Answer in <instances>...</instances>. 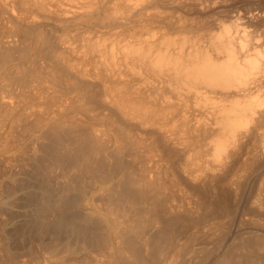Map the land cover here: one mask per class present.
Segmentation results:
<instances>
[{
  "label": "rangeland",
  "instance_id": "1",
  "mask_svg": "<svg viewBox=\"0 0 264 264\" xmlns=\"http://www.w3.org/2000/svg\"><path fill=\"white\" fill-rule=\"evenodd\" d=\"M110 1L107 0L108 3H106L105 5L111 4L110 6H108L109 7L108 13L111 12L110 14H112V11H114L112 14L114 16L113 17V23L114 24H112V25H109L112 23V21H111L112 19L109 17V15L106 16L108 13L103 12L102 9H96L95 8L96 6L95 7L89 6L90 0H0V180H1L0 181V183H1L0 184V186H1L0 190L2 189L0 192H2L3 194L6 193L5 195H9V194L12 195L8 199L6 205H0V216L2 215L0 217V234H1L0 235L1 236L0 237V264H10V263L11 264H28V263L29 264H48L40 256H38V254H36V252L33 251V253L32 252L30 253L29 246L32 243V239H34V237H36L35 235H38L37 230L41 231L40 233H44L48 226H53L54 224L55 225L57 224V227L55 226V228L60 227V230L57 232H60V235L62 236L64 234L65 227L68 226L67 220H70V218H71V215H69V214H68L69 218L63 217V219H62L60 217L59 218L57 217L58 212H56V213L55 212L49 213L48 211L47 212L44 211L45 213L43 211L39 212V208H40L39 201H41V199H39V198L41 196L44 198L45 195L40 194L41 191L38 194V190H41L43 185L40 186L41 184L38 182L37 179H39V177L40 178H43V177H41V175L32 176L34 173H33V170H32V172H30V169H31V167H35V165H37V163L39 164V162H41L42 164L48 163V162H45L46 160H44L42 158L43 155H47L46 157H48L49 160L51 161L50 163L51 164L53 163V164L51 165L52 168L47 170L46 172H42V170H39V172L41 171L42 174L46 173V175H45L46 176L45 177L46 178V184L47 185L49 184V186L51 188L54 186L52 188V190L55 188L58 189L59 191H62L63 188L65 190H67L68 194L63 193V197H65L64 199L67 202L69 200H72V199L76 200L77 198H79L77 195L79 193V189H78L79 186H77L78 181H80L81 183L85 182V186L92 188L94 190L93 191L94 194L92 193V199L94 201H99L100 199H102L101 194H103V193H105V197H103V198H106L107 195L110 194L111 189L112 190L114 189L113 191L115 193H117V194H115L113 191L111 192L113 194L112 198L114 197V199L117 198L120 191L126 192L127 193L126 196L128 194H131V197L134 196L133 197L134 199H132V202L128 203L129 207L127 206L125 196L122 199L123 202L120 198V201H118V203L115 202V206L112 205L113 204L112 202L107 203V204H108V208L111 206L112 209L113 208L115 209V212L113 209V212H114L113 218L115 216L117 218H119L121 216L119 218L120 220L116 219V217H115V219L118 220L119 222H121L123 220L121 223H123V224L125 223L127 225H128L127 222H129V225H128V226H130L129 229L131 230V227H132V229L134 230V232L132 230L128 235H130L132 233L130 235L131 237H129V238L131 239V241L133 240L136 242L132 241L131 244H133V243H134L133 245L136 244L135 248L140 247V249H139L140 255H138L139 258L137 256H131V254L128 255V253H127L126 256H124V255L122 256V259H121L122 263H120L118 261H116V262L114 261L111 264H134L135 262H137L135 264H142V263L143 264H155L156 262H158V264H162L164 259H169L170 260L169 262H171L173 260L172 264L173 263L174 264H214L216 261L220 260L219 257H220V255L223 254L224 250L225 251L229 250V251L224 252V254L227 253V255H230L228 257L230 259L232 258L231 259L232 264H234V263L235 264H244V263L245 264H264V262H263L264 261V245H263L264 244V133H263L264 129L259 131L258 136L260 138L257 136V138L259 140L256 137H253L254 139L249 138L248 140H246L247 143H244L242 145L241 149H238V146H236V147L232 146L233 144L231 145V143L229 144V142L227 143L226 137H224V138L221 137L222 134L220 132L219 133L215 132L217 134V136H219L218 137L219 139H217V136L215 134L211 136V134L214 133L213 127H215L216 124H214L215 121L213 120V118L211 116L209 117V115H210L209 112L205 111L207 113V115L209 114L207 116V118H206V115H204L206 113L204 112L203 109H201L202 107L204 108V105H203L204 103L203 102H202L203 104L200 103L201 105H203L200 107L201 112L199 111L200 110L199 107H198V110L197 109L195 110V108H197L196 104H198V102L196 104L194 103L197 101V100L194 101V99H195V98H193L194 96L191 95L190 92L188 94L185 92H182L184 88H182V89L180 88V85L178 84L177 80L175 82L174 81L175 79L170 76L171 74L169 72H167V73H169V75L167 73L163 72V68L161 70V73H159L161 75V77H160V75L157 73L158 71L154 70V68L152 67V64L150 65L152 68L147 67L148 66L147 62H149L150 60L146 61L147 57H151V55L149 56V53H148V55H146L147 54L146 51L149 50L148 47L149 46H150V48L154 47V46L153 47L151 46V45H153L151 43L154 41L156 43V46H155L156 48L158 47L157 45H160V43H161L162 46L160 45L158 48L161 49V52H162V50L164 51V48H163V47H165L164 44H166V43H164L165 39L166 40L170 39L167 41L171 42V40H172V42L174 41L175 44H177V45L179 44V42H181V43L185 42L184 44L180 43L183 46L181 48H183V49L186 48V51L188 50L189 53L193 50H194L193 52H195V50L197 51V48L202 47L200 49V51L201 50L203 51V49L205 50V48H206L207 52H209V50H210V52H212V54H210V52L208 53L212 56L214 51H212V49L210 48L211 41L216 36H218L219 34H221V35L225 34L224 30L227 31V26H228V29L229 28L232 29V32L235 34V36H234L235 39L238 37L239 41L243 40L242 39L243 34H241V33H244L243 32L244 29H245V32L247 30L246 35L247 36L249 35V36H248V38H245L246 35H243V38L247 39V41H249V42H247V41L245 42L244 40L242 41V42L248 43V44H246V47H247L246 49L247 50L250 49L251 51H253V48H254V50L257 49L258 52H260V51L264 52V50H263V48H264V44H263L264 43V0H218V1L217 0H204V1L203 0H171L174 3L169 1V2L164 3L163 6H161V5L158 6L159 11L157 9V12L154 11L153 9L152 10L154 12L152 10H150L151 5H150V3H148L149 2L148 0H147L148 1L147 5H146V2H144V4H143V2H142L143 0L138 1L141 4V6L143 5L142 7L146 6L145 8H147V10L145 8L142 9V7L139 6L140 9H142V11L144 13L146 12L145 14L144 13L141 14V10L138 9L139 8L138 5H140V4H138L137 1L134 2L135 0H132L131 3H129L127 0H119L120 2L116 1V0H110ZM115 1H116V3H115ZM125 1L127 2V4L129 3L128 5L131 4L132 7H134L133 5L137 3L136 4L137 8L135 9V7H134V9L139 10V11L136 12L133 9V11H134L133 12L132 9L129 10L128 9L129 6H127L126 3H123ZM83 2H85V4ZM117 2H119V3H117ZM82 3H83V5H82ZM167 3L169 4V6ZM117 4H119V6L121 5L122 8H126V9H124L125 12L122 11L123 12L122 13L120 11L121 12L120 13L118 10V13H117V11L114 10L115 7H112V6H118ZM166 4H167V6H166ZM58 7H59V9H58ZM89 7H91L92 12H94V13L90 12L91 10H88ZM172 7H173V9H172ZM148 8H150V9H148ZM164 9H166V11ZM126 10L129 13H130V11H132V14H129ZM148 10H149V12L150 11L151 12L149 13ZM84 11H87L90 16L87 13L85 14ZM115 11H116V15H115ZM162 11H163V13H162ZM136 13H137V15H134ZM147 13H149L150 15ZM153 13H155V14H153ZM160 13H162V16ZM126 14H128V16ZM119 15H120V18L124 22L119 18ZM132 15L134 17L139 16L140 21H139L138 17H135V18H137V21H135L134 20L135 18ZM77 16H78V18H77ZM95 16H97V17H95ZM167 16L171 20V25H169L170 28L168 26V23H170V20L168 18H166ZM117 17L120 20L117 19L118 21L117 20L115 21V19ZM158 17H159V19H158ZM253 17L255 20L253 19ZM160 18H161V20H160ZM152 19H153V21H152ZM144 20L146 22H144ZM167 20H168V22H167ZM110 21H111V23H110ZM147 21H148V24H147ZM234 21H236V22H234ZM237 21H238V23H237ZM120 22L122 24L124 23V25L125 24H127V25L123 26ZM164 22L167 24H165ZM177 22H179V23H177ZM222 24L224 25V27L222 26ZM118 25H120V26L118 27ZM157 25H159V26H157ZM156 27H158V28H156ZM145 28H147V29H145ZM241 28H244V29H241ZM252 29H254V30H252ZM129 30H131V31H129ZM143 30H144V32H143ZM240 30L241 31L243 30V31L241 32ZM228 31H227V33H228ZM230 32H229V35H230ZM238 33H240L241 36ZM170 34H172V35H170ZM236 34H238L241 38L239 39V36L236 37ZM183 35L185 37H181ZM250 35H253V36L250 37ZM249 37L253 41L255 38L258 39L259 41H257L255 39L256 42H253ZM117 38H118V40H117ZM189 38L193 39L192 40L193 43L191 42V39L189 40ZM148 39L152 40V42L150 43V41ZM184 39H186V40H184ZM232 39H234V38H232ZM179 40H182V41H179ZM132 41L134 43H132ZM135 41H136V43H135ZM167 41H165V42H167ZM237 41H234L233 44L236 47L233 46V48H236L238 50L240 44H238L239 41L238 42ZM242 42H239V43H242ZM146 43H148V44H146ZM155 43H154V45H155ZM173 43H171V44L174 46ZM245 43H243V44H245ZM249 43H250V45H249ZM141 44H142V46L139 50L142 52V54H143V55L141 54L142 56L138 55V53L140 51L137 50L138 51L137 54H135L137 52L136 50H135V53L133 51L134 48L135 49L139 48ZM192 44H193V46H192ZM136 45H138V46H136ZM144 45H146V46H144ZM167 45H168V42H167ZM167 45H166V47H167ZM172 45L168 48V52H169V50L170 51L173 50L172 53L174 54L175 50H179V51H175V52L179 53L181 50V48H180L181 45L180 46L175 45L177 48L179 47L180 49H176V48L174 49ZM184 45L186 47H184ZM247 45H249V47ZM251 45H253V46L251 47ZM143 46L146 47L145 49H147V50H145ZM171 47L173 48L172 50L170 49ZM195 47H197V48L195 49ZM131 48H133V50H130V51H132L133 53L127 52V49L129 50ZM111 49H112V51H111ZM122 49H125V50H122ZM243 49H245V47ZM246 49L244 52H246ZM144 50L146 53L145 56H147L146 58L144 56ZM151 50L153 51V49H151ZM237 50H235V51L237 52ZM121 51L123 52V54ZM186 51L183 50V52H185L184 54H187ZM202 51L199 52V49H198L197 52L202 53ZM238 51H240V48ZM251 51L248 50V55L251 54V53L249 54V52H251ZM157 52L158 51H156L155 54ZM164 52H163V54H164ZM244 52L242 50V53H244ZM261 52H260V58L258 60L256 59V56H258L259 54L255 56V53H257V52H253L251 55L254 54L253 56L255 57V59L258 62L259 61L261 62L262 61V60H260L261 55L263 56V53H261ZM61 53H62V55H61ZM115 53H117V54H115ZM126 53H128V55ZM129 53L131 54V56L129 55ZM158 53H160V52H158ZM237 53H235V54H237ZM132 54H135L137 58L134 55L132 56ZM215 54H216V52H215ZM117 55H119V56H117ZM126 55H127V57H125ZM143 56H144V58H143ZM131 57H132V59L134 58V60H132V59L130 60ZM139 57L140 58L142 57L145 60L140 61ZM155 57H158V54ZM127 58H129L128 61H127ZM135 58L138 60H136ZM153 58H154V56L152 55V59ZM263 58L264 57H262V59ZM148 59L149 58H147V60ZM113 61H115V63ZM125 61H127L128 64ZM139 61L142 64H140ZM103 62H105L106 64ZM262 63H263V61H262ZM108 64L110 66H111V64H113L114 66L118 67L119 69L116 67H114V69H113V67H109ZM148 64H150V63H148ZM133 65H134L135 69L133 68ZM130 66H132L131 70H130ZM116 69H118V70H116ZM128 70H129V72H128ZM137 70H139V71H137ZM157 70H158V67H157ZM120 71H121V73H120ZM164 71H168L167 68ZM110 72H112V73H110ZM132 72L134 74H132ZM159 72H160V67H159ZM116 73L118 74V76L116 75ZM154 73L157 75H155ZM162 74H164V75L166 74L165 77ZM119 75L120 76L122 75L121 77L123 79L120 78ZM167 75H168V77H167ZM169 76H170V79H169ZM80 77H82V78H80ZM154 77L157 79H155ZM172 78L174 80H172ZM114 79H117L118 81H116ZM145 80H146V82H145ZM151 80H152V82H151ZM165 80H167L168 82L170 80L171 84H170V82L168 83ZM173 81L175 83H177L179 86L176 87V84H174ZM116 82H122V85L119 86L120 84H118ZM124 82H126V84ZM172 82H173V85H172ZM114 83H116V84H114ZM127 84L129 85V87ZM131 84L132 85L134 84V86H132ZM171 85H172V87H171ZM122 87H124V89L126 88V90L128 89V92L126 90L122 89ZM179 88L181 91L179 90ZM131 89H133V91ZM134 89H135V91H134ZM136 89H138V90H136ZM161 89H162V91H161ZM121 90L126 91V93H128V95H131V97H133L135 94L138 93V92L135 93L136 91H140V94H141V90H142L143 97L141 96V99L143 98V100H142V101H144L143 104L146 103L145 105L148 104L147 106H149V105H153V103L155 102L154 104H156V106L155 105L154 106L157 109L159 108L161 111L164 109L162 111V114L167 113L165 115L168 116V120L169 119L173 120L174 123H173V121H167V122L169 124L173 123L172 124L173 126L171 124L168 125V123L166 121L164 122V120L163 121L160 120L158 122H155L154 124L155 125L157 124L156 127H159V124L162 127H164V126L168 127V128H166L168 130L167 135L170 134L168 136L170 138L163 135L161 132H160L161 133L160 134L158 130L154 129L155 125L152 122L143 123V120L141 119V117H138L137 114L134 115L133 111H130V110L127 111L126 107L124 108V106H122V105L120 107V104L118 105L116 103L115 96H117V94H120L118 92H120ZM106 91H108V92H106ZM184 91H186V90H184ZM263 91L264 90H262V92ZM132 92H133V94H132ZM146 93H147V95H146ZM156 94H157V96H156ZM263 94H261V95L258 94L259 95L258 97L259 98H260V96L262 97ZM176 95L177 96L179 95V96L177 97ZM187 95L190 96V98H188L189 96L187 97L188 99H190V101L187 98H185ZM113 96H114V99H113ZM144 97L146 99V102H145ZM165 97H167V98H165ZM183 97L185 98V100ZM178 98L179 99L182 98L181 100L185 101V103L183 101L182 106H180L181 100H178ZM186 99L190 103L189 102L187 103ZM192 99L194 102L192 101ZM114 100H115V102H114ZM120 100L121 99H119V100L117 99L118 102ZM123 100L128 101V98L122 99V101ZM147 100H149L148 101L149 103L147 102ZM137 101L139 102L141 100L136 99V102ZM174 101H179V106L177 105L178 103L174 104L175 103ZM168 102H170V103H168ZM172 102H173V106L175 105V110H177V114L179 113V115L181 114V116L187 117L189 122H187L188 126L186 125V127H188L190 130L188 128L186 130V127H184V126H183L184 128L182 127V122H181L182 117L181 116H179L180 118L178 116H176L177 119L175 118V120L172 119L173 118L172 115L173 114L176 115L175 114L176 112L173 109H171V108L166 109L163 107L164 103L166 106H168L167 104L172 105ZM191 102H193L194 108H192L193 106L189 107V105L192 104ZM209 103H210V101H209ZM126 104L130 105L131 103L130 102L125 103V106H126ZM185 104H187L186 107H185ZM66 105H67V107H66ZM176 105L178 107H180L181 110L179 108H177ZM198 106H199V104H198ZM122 107L124 109H122ZM207 107H205V108H207ZM117 108H119V109H117ZM185 108L188 109V112ZM159 109H158V111H160ZM125 110H126V113H124ZM166 110H169L168 111L169 113ZM171 110H173V111L171 112ZM178 110L181 112H179ZM190 111H192V112H190ZM170 112L172 113V115ZM173 112H175V113H173ZM131 113H132V115H134L133 117L131 116ZM201 113H204V114L201 115ZM162 114H161V116H162ZM182 114H184V115H182ZM50 115H51V117H50ZM125 116H127V117H125ZM195 117H196V119H195ZM201 117H202V119H201ZM208 117H209V119H208ZM137 118H140V119H137ZM178 118H179V121H178ZM131 119H132V121H131ZM207 119L209 121H207ZM139 120L140 121L142 120L141 121L142 124H140ZM166 120H167V117H166ZM199 121H201V123L204 126V127L200 126L201 129H200V127L198 128L199 124L198 125L195 124V122L199 123ZM161 122H162V124H161ZM163 122H164V124H163ZM208 122H209V125H207ZM51 123H53V124L55 123L54 126L52 124V127H51ZM150 124H152V126ZM165 124L168 126H166ZM194 124L196 125V128L194 127ZM213 124H214V126H213ZM139 125H141V126H139ZM206 125H207V127H206ZM134 126H136V127H134ZM147 126H148V128L149 127L150 128L149 129L145 128ZM169 126H171L172 128L174 127L173 129H176L174 131V132H176V134L173 133V131L171 130V128ZM210 126H212V127L210 128ZM192 127H194L195 132L193 131ZM202 127L206 128V129L208 128L207 129L208 132L206 131V129H203ZM59 129H61V130H59ZM177 129H178V132L181 130L180 133L177 132ZM95 130H98V131H95ZM183 130H185V131H183ZM191 130H192V132H191ZM200 130L203 132H201ZM48 131H50V132H48ZM199 131L201 133H199ZM214 131H219L218 125H216V128H214ZM261 131L263 133L262 138H261ZM94 132H95V134H94ZM98 132H100V133H98ZM186 132H187V134H186ZM101 133H102V135H101ZM172 133L175 135V137ZM205 133H206V136L209 133H211L210 134L211 137L210 136L209 137L207 136L208 138L204 137L203 135H205ZM171 134H172L173 138L171 137ZM183 134L185 137L183 136ZM162 135L164 136L165 139H168L167 140L168 143H166V140L162 138L163 137ZM177 135H178V137L181 136V138L179 137L180 138L179 139L177 137ZM136 136L138 138L139 137L140 138L138 139ZM194 136L196 138H194ZM101 137H103V138L101 139ZM135 137L137 140H135ZM203 137H204V139H203ZM214 137L217 140L214 139ZM220 137L223 140L225 139L224 141L222 140V143L224 142L223 146L228 147L230 145L232 147L231 148L229 146V149L227 147H224L226 152L221 151V149H220L221 153L225 152L224 157L227 156L226 153L229 152L228 150H230V149H233L232 152L235 153V154L231 153V155L227 156L226 158L222 157V160L218 159L217 155L219 154L220 151L217 152L218 151L217 149H219V148L216 149V147H218L219 145L216 146V144H215V143H217L216 141H218V140L220 141ZM229 137L227 136V138H229ZM95 138H97V139H95ZM171 138H172V140L176 138L175 139L176 142L174 140H173L174 142L173 141L171 142ZM185 138H186V140H185ZM105 139H106V141H105ZM229 139L232 140L231 138H229ZM51 140H53V141H51ZM98 140H100V142ZM113 140H115V141L113 142ZM177 140H179V141H177ZM180 140H182L183 142ZM209 140H212V141H209ZM110 141H112V142H110ZM208 141H209L210 145H209ZM214 141H215V143H213ZM199 142H200V144H198ZM117 143H118V145H117ZM183 143H186V144L184 145ZM220 143H221V141H220ZM171 144H172V146H171ZM262 144H263V146H262ZM146 145H147L148 149H147ZM169 145H170V147H169ZM90 146H91V148H93V147L94 148L90 150V148H88ZM214 146H216V147H214ZM145 147H146V149H145ZM165 147H166V149H165ZM235 148H236V150H234ZM53 149H54V151H53ZM133 149H134V151H133ZM237 149L240 151H238ZM7 150L10 152H14V153H9ZM11 150H13V151H11ZM44 150H45V152H44ZM94 150L95 151L97 150V151L95 152ZM100 150H102L101 151L102 154L99 153ZM105 150H106V152H105ZM194 150H195V152H194ZM107 151L109 154L111 152L110 155L113 157L112 160H111V158H108L106 155H104L105 157L102 156L103 153L106 154ZM235 151L236 152L238 151V153H236ZM87 152H88V154H87ZM94 152L96 155L93 154ZM215 152L218 154L216 155ZM18 153H20V154H18ZM144 153L149 154L150 156L152 155L154 160L156 159V161H154L155 165L157 162L159 163V165L157 163V165H156L157 167H155L153 169V170L156 169L155 171L158 170L160 175H158V174L157 175L159 176V178H158V176L157 177L152 176L153 173L148 174V176H150V177L152 176V178L155 177V179L156 178L160 179V181L158 180L159 181L158 183H160L159 186H157L158 183L152 184V182H149L150 180H148L149 178L146 175L147 173H145L146 169L144 170V168H146L145 166L147 165V164L145 165V162H144L145 159H143L144 155H145ZM161 154H162V156H161ZM223 154H219V155L223 156ZM183 155H184V157H183ZM213 155L217 157V160L216 159L214 160ZM39 156H41L42 159ZM60 156L61 157L63 156L62 159ZM93 156H94V158H93ZM115 156H116V158H115ZM156 157H158V158H156ZM185 157H186V159H185L186 161L184 160ZM197 157L199 158V160ZM28 158H29V160H28ZM102 158H104V159H102ZM195 158L198 161H196ZM200 158H201V160H200ZM86 159H88L89 162ZM108 159H109V161H108ZM157 159H160V160L158 161ZM163 159L166 162H164ZM35 160H37V161H35ZM91 160H93V161L95 160V161L92 162ZM99 160H101V161H99ZM187 160H189V161L187 162ZM30 161L32 162V164ZM160 161H161V163L163 162V164H161ZM203 161H204V163H202ZM76 162H78V165L76 164ZM217 162L220 164H218ZM57 163H61L62 165L58 164V166H57ZM188 163L191 166L188 165ZM224 163H225V165H224ZM63 164L64 165L66 164L67 167H64ZM164 164L166 166H164ZM30 165H31V167H30ZM59 165H60V167H59ZM108 165L110 166V168L108 167ZM23 166H26L27 168L24 169ZM100 166L103 168H101ZM105 166L108 169L104 168ZM158 166H159L160 170H159ZM56 167H57V169H56ZM76 167L80 168L79 171H78V168H76ZM113 167H114L115 171L112 170ZM61 168H62V170H61ZM88 168H90L89 171H88ZM92 168H94V169H92ZM10 169H12V170H10ZM28 169H29V171H28ZM106 169L108 171L109 170L110 171L108 172ZM162 169H164V170H162ZM166 169H168V170H166ZM183 169L186 172L183 171ZM67 170H69V171H67ZM86 170H87V172H86ZM99 170H101V171L99 172ZM81 171L82 172L85 171L86 174L84 172H83L84 173L83 174ZM90 171H94L95 174L93 172H91L93 174L89 173ZM169 171H171V172H169ZM69 172H70V174H67ZM74 172H76V173H74ZM102 172H103V174H102ZM106 172H108V174ZM123 172H124V174H123ZM161 172H163V173H161ZM165 172H167L166 175H165ZM189 172L191 175L189 174ZM201 172H203L204 174ZM62 174H64V176ZM88 174H89V176H88ZM90 174L93 177L90 176ZM116 174H117V176H116ZM13 175L18 176V179L15 182L12 181ZM67 175H68V177H67ZM79 175H82V177H80ZM106 175H108V176H106ZM49 176H50V178H49ZM65 176H66V178H65ZM77 176H79V177L77 178ZM94 176H95V178H94ZM109 176H112L113 178L112 177L110 178ZM176 176H177V178H176ZM73 177L74 178L76 177V178L74 179ZM166 177H168V178L166 179ZM8 178L11 182L8 180ZM67 178H68V180H67ZM83 178L88 183L85 180L83 181ZM118 179L119 180L122 179L121 182L123 183V185L121 183V187L119 185L120 182L117 183ZM139 179H140V181H139ZM59 180H61V181L59 182ZM133 180H134V182H133ZM7 181H9L10 183ZM114 181L117 184L114 183ZM36 182H37V184H36ZM101 182L105 183L107 185L109 183L110 185L107 189L104 188V190H102L98 194V190L96 189V186H97L96 184H100ZM143 182H144V184H143ZM178 182H180L181 184L179 185ZM70 183L75 184V185H71ZM164 183L166 184V186ZM15 184H16V187L18 186L17 187L18 189L15 188V186H14ZM55 184H57V185H55ZM60 184H62V185H60ZM141 184H143L144 188L142 187ZM149 184L150 185L152 184V185L149 186ZM66 185L67 186L69 185L70 188H68ZM153 185H155L156 187ZM66 187H67V189H66ZM126 187H128V188H126ZM32 188H33V190H32ZM120 188H121V190H120ZM123 188H124V190H123ZM129 188H131L130 190H132V193H131V191L128 190ZM162 189H164V190H162ZM146 193H148L147 196H146ZM149 193H151V194H149ZM137 194H138V197H137ZM143 195H145L144 196L145 200L147 198L146 201L143 199ZM141 197H142V199H141ZM67 198H68V200H67ZM38 199H39V201H38ZM153 199H154V201H153ZM166 199H168V200L166 201ZM155 200H157V202ZM178 201H180L179 205L177 204ZM102 202H104V201H102ZM124 203H125V205H124ZM162 203H163V205H162ZM21 204H22V206H21ZM185 204H187L188 207ZM8 205H11V206L6 207ZM180 205L182 206V208ZM133 206H135V207H133ZM10 207H11V209H10ZM125 207H127V208L125 209ZM14 208L16 210H14ZM143 208H144V210H143ZM4 209H5V211H4ZM122 209H123V211H122ZM153 210H156V211H153ZM23 211H24V213H23ZM54 214H55V216H54ZM36 215H38V216H36ZM39 216H41V217H39ZM21 217H22V221H20ZM44 217H46V218H44ZM143 218H144V220H143ZM148 218L151 220H149ZM153 219H155V220H153ZM41 220H44V221H41ZM147 220H148V223L144 222ZM25 221H27V222H25ZM125 221H127V222H125ZM15 222H17V223H15ZM26 224H27V226H26ZM29 226L32 228L30 229ZM63 226H65V227H63ZM44 229H45V231H44ZM1 231H3V232H1ZM138 231H139V233H138ZM21 232H23V233H21ZM35 232H37V233H35ZM135 232L138 233V235L140 237ZM136 235H137V238H136ZM141 235H143V236H141ZM246 237H248V238H246ZM4 238H6V239H4ZM135 238H136V240H135ZM170 238H172V241L168 242L167 240L168 239L171 240ZM19 241H21V242H19ZM150 241H151V244L154 246V248H152L153 246L150 245ZM137 242H138V244H137ZM242 243H244V244H242ZM9 244H10V246H9ZM242 245H244V247ZM161 246L163 247V250H162ZM183 246L187 247V248L184 249V248H182ZM239 246H241V247H239ZM20 247H21V249H20ZM157 247H159L160 249ZM178 247L180 250L178 249ZM164 248L167 250H165ZM238 248H239V250H238ZM156 249H159V250H157L159 252H156L155 251ZM232 249L234 250V252ZM246 249H248L249 251ZM25 250H26V252H25ZM141 250H142V252H141ZM242 250H246V251L243 252V254H242ZM151 251H152V253H151ZM161 251L167 252L166 253L167 255L165 254V252L162 253ZM160 252L162 254H160ZM154 253H155V255H154ZM228 253H230V254H228ZM247 253H248V255H247ZM163 254H165L164 258L162 257ZM224 254L222 256H224ZM242 255L244 257H242ZM245 255H247V256L245 257ZM156 256L159 257L158 260H156V258H158ZM127 257L129 258L130 261L128 260ZM235 258H237V259H235ZM70 260H71V262H70ZM134 260H135V262H134ZM233 260H236V261L234 262ZM88 261H89V263H88ZM88 261H86L87 263L86 262L83 263V262L77 261V259L74 257H67L65 260V263H63V264H70V263L76 264V262L77 263L79 262L78 264H82V263L83 264H92L93 263L91 259ZM105 262H106V260H105ZM94 264H96V263H94ZM105 264H110V263L106 262Z\"/></svg>",
  "mask_w": 264,
  "mask_h": 264
},
{
  "label": "bare ground",
  "instance_id": "2",
  "mask_svg": "<svg viewBox=\"0 0 264 264\" xmlns=\"http://www.w3.org/2000/svg\"><path fill=\"white\" fill-rule=\"evenodd\" d=\"M110 1V0H109ZM116 1H119V0H116ZM116 1H115V3H116ZM129 3H131V1L132 0H127ZM138 2V1H142V0H135L134 2ZM149 1V2H148ZM143 0L142 2H143V4H144V2H146V5H147V2L148 3H150V8H148V9H150V10H154V11H156L157 12V9H158V6H163L164 5V3H166V2H169V1H171V0ZM204 1V0H203ZM218 1V0H217ZM54 2V1H53ZM111 2V1H110ZM120 2V1H119ZM119 2H117V3H119ZM171 2H173V1H171ZM170 2V3H171ZM181 2V1H180ZM69 3V2H68ZM72 3V2H71ZM84 4H85V2H83ZM83 3H82V5H83ZM90 4H89V6H91V7H95L96 9H102L103 10V12H105V13H108L109 12V7L108 6H110V5H105L106 3H108L107 2V0H90V2H89ZM123 3H126V5L127 6H129V10L130 9H132V11H133V9H134V7H135V9L137 8V6H136V4H134L133 6L134 7H132V5L130 4V5H128L127 4V2L125 1V2H123ZM174 3V2H173ZM221 3V2H220ZM138 4H140L139 2H138ZM168 4V3H167ZM167 4H166V6H167ZM172 4V3H171ZM187 4V3H186ZM185 4V5H186ZM113 5V4H112ZM118 6H119V4H117ZM125 5V6H126ZM192 5V4H191ZM199 5V4H198ZM219 5V4H218ZM65 6V5H64ZM118 6H112V7H115L114 8V10H116L117 11V13H118V10H119V12L121 11H124V9H126V8H122V6L120 7H118ZM139 6H141V4L140 5H138V7ZM143 6V5H142ZM141 6V7H142ZM145 6V5H144ZM165 6V7H166ZM168 6H169V4H168ZM187 6V5H186ZM189 6V5H188ZM200 6V5H199ZM47 7V6H46ZM71 7V6H70ZM77 7V6H76ZM81 7V6H80ZM83 7V6H82ZM91 7H89V9L88 10H91ZM146 7V6H145ZM145 7H142V9L143 8H145ZM164 7V8H165ZM185 7V6H184ZM194 7V6H193ZM192 7V8H193ZM111 8V7H110ZM160 8V7H159ZM168 8V7H167ZM188 8V7H187ZM58 9H59V7H58ZM77 9V8H76ZM113 9V8H112ZM111 9V10H112ZM121 9V10H120ZM123 9V10H122ZM134 9V10H135ZM138 9H140V7L138 8ZM142 9H140L141 10V14L142 13H144L143 11H142ZM146 10H147V8H145ZM156 9V10H155ZM171 9V8H170ZM172 9H173V7H172ZM68 10V9H67ZM70 10V9H69ZM87 10V11H88ZM152 10V11H153ZM162 10V9H161ZM165 11H166V9H164ZM163 10V11H164ZM186 10V9H185ZM203 10V9H202ZM252 10V9H251ZM260 10V9H259ZM49 11V10H48ZM82 11V10H81ZM87 11H84V13L86 14H88L89 15V11L87 12ZM116 11H115V15H116ZM127 11V10H126ZM132 11H130V13L129 14H132ZM136 12H138L139 10H135ZM153 11V12H154ZM158 11H159V9H158ZM163 11H162V13H163ZM171 11V10H170ZM207 11V10H206ZM250 11V10H249ZM248 11V12H249ZM66 12V11H65ZM80 12V11H79ZM90 12H92V10L90 11ZM100 12V11H99ZM113 12L114 11H112V14H113ZM120 12V13H121ZM125 12V11H124ZM134 12V11H133ZM148 12H149V10H148ZM151 12V11H150ZM149 12V13H150ZM188 12V11H187ZM191 12V11H190ZM252 12V11H251ZM49 13V12H48ZM74 13V12H73ZM82 13V12H81ZM83 13V14H84ZM92 13H94V12H92ZM111 13V12H110ZM110 13H108L106 16H108L109 15V17L112 19L111 21H112V23H111V21H110V23L111 24H109L108 22V24L109 25H112V24H114L113 23V15L112 14H110ZM123 13V12H122ZM146 13V12H145ZM144 13V14H145ZM149 13H147V14H149ZM162 13H160L161 14V16H162ZM165 13V12H164ZM67 14V13H66ZM91 14V13H90ZM139 14V13H138ZM153 14H155V13H153ZM257 14V13H256ZM81 15V14H80ZM92 15V14H91ZM118 15V14H117ZM127 16H128V14H126ZM134 15H137V13L136 14H134ZM150 15V14H149ZM152 15V14H151ZM158 15V14H157ZM156 15V16H157ZM165 15V14H164ZM167 15V14H166ZM251 15V14H250ZM253 15V14H252ZM90 16V15H89ZM133 16V15H132ZM148 16V15H147ZM159 16V15H158ZM171 16V15H170ZM239 16V15H238ZM95 17H97V16H95ZM134 17V16H133ZM135 17H138V19H139V21H140V17L139 16H135ZM134 17V18H135ZM164 17V16H163ZM162 17V18H163ZM233 17V16H232ZM252 17V16H251ZM258 17V16H257ZM77 18H78V16H77ZM99 18V17H98ZM119 18H120V15H119ZM118 17L115 19V21L118 19V20H120ZM129 18V17H128ZM154 18V17H153ZM156 18V17H155ZM166 18H168V16L166 17ZM105 19V18H104ZM151 19V18H150ZM149 19V20H150ZM158 19H159V17H158ZM169 19V18H168ZM181 19V18H180ZM252 19V18H251ZM253 19H254V17H253ZM117 20V21H118ZM122 20V19H121ZM131 20V19H130ZM135 21H137V18H135L134 19ZM160 20H161V18H160ZM170 20V19H169ZM243 20V19H242ZM255 20V19H254ZM253 20V21H254ZM105 21V20H104ZM114 21V22H115ZM123 21V20H122ZM138 21V22H139ZM152 21H153V19H152ZM163 21V20H162ZM182 21V20H181ZM185 21V20H184ZM232 21V20H231ZM124 22V21H123ZM144 22H146L145 20H144ZM167 22H168V20H167ZM176 22V21H175ZM183 22V21H182ZM234 22H236V21H234ZM242 22V21H241ZM260 22V21H259ZM116 23V22H115ZM121 23V22H120ZM150 23V22H149ZM165 23V22H164ZM177 23H179V22H177ZM184 23V22H183ZM224 23V22H223ZM237 23H238V21H237ZM122 24V23H121ZM147 24H148V21H147ZM165 24H167V23H165ZM174 24V23H173ZM258 24V23H257ZM123 26H125V25H127V24H125L124 25V23L122 24ZM142 25V24H141ZM140 25V26H141ZM160 25V24H159ZM159 25H157V26H159ZM169 25H171V20H170V23H168V26ZM176 25V24H175ZM187 25V24H186ZM243 25V24H242ZM251 25V24H250ZM249 25V26H250ZM261 25V24H260ZM120 25H118V27H119ZM145 26V25H144ZM162 26V25H161ZM222 26L224 27V25L222 24ZM236 26V25H235ZM117 27V28H118ZM146 27V26H145ZM166 27V26H165ZM172 27V26H171ZM222 27V28H223ZM244 27V26H243ZM122 28V27H121ZM120 28V29H121ZM124 28V27H123ZM142 28V27H141ZM149 28V27H148ZM151 28V27H150ZM156 28H158V27H156ZM161 28V27H160ZM169 28H170V26H169ZM175 28V27H174ZM221 28V27H220ZM234 28V27H233ZM247 28V27H246ZM262 28V27H261ZM133 29V28H132ZM145 29H147V28H145ZM230 29V30H229ZM228 29V26H227V31H228V33H227V31L226 30H224L225 31V34H223V35H221V34H219L218 36H216L212 41H211V44H210V48L212 49V51H214V53H213V55L215 54V52H216V54L212 57L210 54H212V52H210V50H209V52H210V54H208L209 52H207L206 51V48H205V50L203 49V51H202V53H198L197 51H198V49H199V52H201L200 51V49L202 48H197V47H195V49L197 48V51L195 50V52H193V51H191L190 53L188 52V50L186 51V48H181V47H183L181 44H184L185 42H183V43H181V42H179V44L181 45H177V44H175V42L173 43L172 42V40H171V42H169V41H167V40H170V39H165V41H167L168 42V45H167V42H165L164 41V43H166V44H164L163 42V44H164V46L166 47V45H167V47L165 48V47H163L164 48V51L166 52H164L163 50H162V52H161V49H159L158 47L161 45V43H160V45H157L158 47V49L155 47L156 46V43H155V45H154V43L152 42V40H149L150 41V43L151 44H153V45H151L153 48H150V46L148 47L149 48V50H147V49H145L146 47H144V46H146V45H144L143 47H144V49L145 50H147L146 52H147V54L145 53V50H144V56H145V54L146 55H148V53H149V56L151 55V57H147V56H145V58L147 57V58H149L148 60H147V58H146V61H149V62H147V67H151L150 65L152 64V67L154 68V70H156V71H158L157 73L159 74V73H161V70H162V68H163V72H165V73H167V72H169L171 75V77H173L172 78V80H174L175 82H176V80H177V82H178V84L180 85V88L182 89V88H184L183 89V91L182 92H185V93H189L190 92V94L191 95H193L194 97L193 98H195L194 99V101H196V102H194L193 101V99H192V101L196 104L197 102H198V104H199V106H198V104H196L197 105V108H195V110L197 109L198 110V107H199V109H200V107L201 106H203L204 105V108L205 107H207V108H201V109H203L204 110V112L205 111H207V112H209V117L211 116L212 118H213V120L215 121V123L214 124H216V125H218V130L219 131H214V128H216V125H215V127H213V134H211V133H209L207 136L209 137L210 136V134H211V136L212 135H216L217 136V134L215 133V132H217V133H221L222 134V136L221 137H226V142L228 143L229 142V144L231 143V145L232 146H234V147H236V146H238V149H241V147H242V145L244 144V143H247V141L246 140H248L249 138H253V137H256L257 138V136L259 135V131L260 130H262V129H264V91L262 92V90H264L263 88H264V58L262 59V57H264V52H261L260 50V52L261 53H263V56L261 55V59L260 60H262L263 61V63H262V61L259 63L257 60L260 58V52H258V50L257 49H255L254 50V48H253V51H251L250 49H248L249 51H251V52H249V54L251 53H253V52H257V53H255V56L256 55H258V56H256V59H255V57L253 56V55H248V50L246 49L247 47H246V44H248V43H245L246 41H247V39H244L243 38V35H246L247 33V30H246V32H245V29L244 28H241V29H244V33H241V34H243L242 35V39L245 41V42H242V41H239L238 40V37L237 36H239L240 35V33H238V34H236V39L239 41V42H242V43H239L236 39H235V34L232 32V29L231 28H229ZM109 30V29H108ZM172 30V29H171ZM222 30V29H221ZM238 30V29H237ZM252 30H254V29H252ZM129 31H131V30H129ZM153 31V30H152ZM223 31V30H222ZM231 31V32H230ZM241 31V30H240ZM239 31V32H240ZM241 31V32H242ZM143 32H144V30H143ZM229 32H230V35H229ZM235 32V31H234ZM146 33V32H145ZM181 33V32H180ZM179 33V34H180ZM186 33V32H185ZM232 33V34H231ZM237 33V32H236ZM263 33V32H262ZM130 34V33H129ZM133 34V33H132ZM152 34V33H151ZM189 34V33H188ZM187 34V35H188ZM234 34V35H233ZM118 35V34H117ZM135 35V34H134ZM133 35V36H134ZM170 35H172V34H170ZM176 35V34H175ZM185 35V34H184ZM181 36V37H185V36ZM190 35V34H189ZM233 35V36H232ZM255 35V34H254ZM141 36V35H140ZM153 36V35H152ZM166 36V35H165ZM198 36V35H197ZM232 38H234V39H232ZM241 36V35H240ZM239 36V39L241 38ZM249 36V35H248ZM248 36L246 35V37L245 38H248ZM253 35H250V37H252ZM136 37V36H135ZM148 37V36H147ZM173 37V36H172ZM175 37V36H174ZM188 37V36H187ZM190 37V36H189ZM192 37V36H191ZM194 37V36H193ZM203 37V36H202ZM249 37V38H250ZM255 37V36H254ZM257 37V36H256ZM128 38V37H127ZM145 38V37H144ZM151 38V37H150ZM153 38V37H152ZM163 38V37H162ZM167 38V37H166ZM136 39V38H135ZM142 39V38H141ZM173 39V38H172ZM178 39V38H177ZM188 39V38H187ZM191 38H189V40H190ZM196 39V38H195ZM194 39V40H195ZM199 39V38H198ZM251 39V38H250ZM256 39V38H255ZM255 39H254V41L253 42H256L255 41ZM117 40H118V38H117ZM116 40V41H117ZM126 40V39H125ZM128 40V39H127ZM133 40V39H132ZM137 40V39H136ZM162 40V39H161ZM174 40V39H173ZM184 40H186V39H184ZM193 39H191V42L193 43V41H192ZM200 40V39H199ZM249 40V39H248ZM257 41H259L258 39H256ZM139 41V40H138ZM148 41V42H149ZM179 41H182V40H179ZM234 41H237L238 42V44H240V46H239V48H240V51H238L239 50V48H238V50L236 49V48H233V46H234ZM92 42V41H91ZM119 42V41H118ZM125 42V41H124ZM123 42V43H124ZM195 42V41H194ZM247 42H249V41H247ZM111 43V42H110ZM114 43V42H113ZM132 43H134L133 41H132ZM135 43H136V41H135ZM170 43V44H169ZM171 43H173L174 44V46L171 44ZM243 43H245V44H243ZM95 44V43H94ZM116 44V43H115ZM122 44V43H121ZM125 44V43H124ZM146 44H148V43H146ZM187 44V43H186ZM190 44V43H189ZM203 44V43H202ZM264 44V43H263ZM96 45V44H95ZM135 45V44H134ZM139 45V44H138ZM138 45H136V46H138ZM173 46V48L175 49H180L181 48V50L183 49V50H185L186 51V53L187 54H184L185 52H183V50L181 51L180 50V52L179 53H177V52H175V51H179V50H175L174 51V54L172 53V47L170 48L172 51H170L169 50V52H168V48L170 47V46ZM175 45H177V46H180V48L178 47H176ZM244 45V46H243ZM249 45H250V43H249ZM249 45H247L248 47H249ZM258 45V44H257ZM141 46H142V44L140 45V47L139 48H134V50H133V48H131V49H127V52H130V53H133L132 51H130V50H133L134 51V53H135V50L137 51H140L139 49L141 48ZM162 46V45H161ZM192 46H193V44H192ZM195 46V45H194ZM253 45H251V47H252ZM130 47V46H129ZM128 47V48H129ZM135 47V46H134ZM184 47H186L185 45H184ZM234 47H236V46H234ZM245 47V49H246V52H244L245 51V49H243ZM93 48V47H92ZM96 48V47H95ZM155 48V49H154ZM209 48V47H208ZM257 48V47H256ZM151 49H153V51L151 50ZM166 49V50H165ZM192 49V48H191ZM237 50V52L235 51V50ZM261 49V48H260ZM72 50V49H71ZM74 50V49H73ZM110 50V49H109ZM119 50V49H118ZM122 50H125V49H122ZM158 51V52H160V53H156L155 54V52L156 51ZM242 50H243V52L244 53H242ZM263 50H264V48H263ZM82 51V50H81ZM98 51V50H97ZM104 51V50H103ZM111 51H112V49H111ZM114 51V50H113ZM138 51L135 53V54H137L138 53ZM154 53H152V52ZM155 51V52H154ZM83 52V51H82ZM122 52V51H121ZM126 52V51H125ZM163 52H164V54H163ZM193 52V53H192ZM241 52V53H240ZM106 53V52H105ZM129 53V55L131 56V54ZM140 53V54H139ZM138 53V55H141L142 54V52L140 51ZM192 53V54H191ZM235 53H237V54H235ZM240 53V54H239ZM65 54V53H64ZM67 54V53H66ZM93 54V53H92ZM103 54V53H102ZM115 54H117V53H115ZM122 54H123V52H122ZM125 54V53H124ZM127 55H128V53H126ZM135 54H132V56L134 55L135 57H136V55ZM157 54H158V57H155V56H157ZM160 54V55H159ZM176 54V55H175ZM61 55H62V53H61ZM81 55V54H80ZM96 55V54H95ZM111 55V54H110ZM127 55L125 56V57H127ZM143 55V54H142ZM141 55V56H142ZM152 55L154 56V58L152 59ZM99 56V55H98ZM117 56H119V55H117ZM121 56V55H120ZM144 56H143V58H144ZM80 57V56H79ZM83 57V56H82ZM100 57V56H99ZM102 57V56H101ZM105 57V56H104ZM68 58V57H67ZM106 58V57H105ZM137 58V57H136ZM135 58V59H136ZM140 58V57H139ZM142 57L140 58V61L141 60H145V59H143ZM225 58V59H224ZM91 59V58H90ZM99 59V58H98ZM104 59V58H103ZM107 59V58H106ZM128 59L129 58H127V61H128ZM132 59V57L130 58V60ZM105 60V59H104ZM122 60V59H121ZM126 60V59H125ZM129 60V61H130ZM132 60H134V58L132 59ZM136 60H138V59H136ZM127 61H125V62H127ZM139 61V62H140ZM145 61V62H146ZM77 62V61H76ZM114 63H115V61H113ZM124 62V61H123ZM131 62V61H130ZM143 62V61H142ZM103 63H105V62H103ZM119 63V62H118ZM148 63H150V64H148ZM83 64V63H82ZM102 64V63H101ZM106 64V63H105ZM110 64V63H109ZM108 64V65H109ZM127 64H128V62H127ZM126 64V65H127ZM135 64V63H134ZM140 64H142L141 62H140ZM145 64V63H144ZM113 64H111V66L109 65V67H113V69H114V67H116V66H112ZM119 65V64H118ZM120 66V65H119ZM155 66V67H154ZM77 67V66H76ZM79 67V66H78ZM121 67V66H120ZM132 66H130V70L132 69L131 68ZM151 67V68H152ZM157 67H158V70H157ZM159 67H160V72H159ZM116 68H118V67H116ZM123 68V67H122ZM133 68H134V65H133ZM144 68V67H143ZM167 68V70L168 71H164L165 69ZM108 69V68H107ZM106 69V70H107ZM112 69V70H113ZM119 69V68H118ZM118 69H116V70H118ZM135 69V68H134ZM142 69V68H141ZM84 70V69H83ZM150 70V69H149ZM152 70V69H151ZM81 71V70H80ZM88 71V70H87ZM101 71V70H100ZM134 71V70H133ZM137 71H139V70H137ZM116 72V71H115ZM128 72H129V70H128ZM146 72V71H145ZM149 72V71H148ZM152 72V71H151ZM155 72V71H154ZM95 73V72H94ZM110 73H112V72H110ZM120 73H121V71H120ZM153 73V72H152ZM169 73H167L168 75H169ZM93 74V73H92ZM102 74V73H101ZM104 74V73H103ZM126 74V73H125ZM132 74H134L133 72H132ZM138 74V73H137ZM136 74V75H137ZM155 74V73H154ZM173 74V75H172ZM91 75V74H90ZM115 75V74H114ZM116 75L118 76V74L116 73ZM142 75V74H141ZM140 75V76H141ZM152 75V74H151ZM155 75H157V74H155ZM160 75V74H159ZM162 75H164V74H162ZM166 75V74H165ZM165 75H164V77H165ZM168 75H167V77H168ZM92 76V75H91ZM90 76V77H91ZM98 76V75H97ZM122 76V75H121ZM120 75H119V77L120 78H122ZM149 76V75H148ZM170 76H169V79H170ZM124 77V76H123ZM160 77H161V75H160ZM80 78H82V77H80ZM94 78V77H93ZM129 78V77H128ZM142 78V77H141ZM140 78V79H141ZM147 78V77H146ZM155 78V77H154ZM159 78V77H158ZM89 79V78H88ZM123 79V78H122ZM150 79V78H149ZM155 79H157V78H155ZM161 79V78H160ZM166 79V78H165ZM168 79V78H167ZM114 80H116V81H118L117 79H114ZM121 80V79H120ZM144 80V79H143ZM85 81V80H84ZM129 81V80H128ZM127 81V82H128ZM165 81H167V80H165ZM173 81V82H174ZM123 82V81H122ZM122 82H116V83H118V84H120L119 86H121L122 85ZM142 82V81H141ZM145 82H146V80H145ZM150 82V81H149ZM151 82H152V80H151ZM157 82V81H156ZM168 82V81H167ZM169 82H170V80H169ZM168 82V83H169ZM173 82H172V85H173ZM174 82V84H176V87L177 86H179L177 83H175ZM116 83H114V84H116ZM125 84H126V82H124ZM129 83V82H128ZM133 83V82H132ZM152 84V83H151ZM167 84V83H166ZM170 84H171V82H170ZM128 85V84H127ZM132 85V84H131ZM136 85V84H135ZM172 85H171V87H172ZM132 86H134V84L132 85ZM128 87H129V85H128ZM139 87V86H138ZM145 87V86H144ZM159 87V86H158ZM164 87V86H163ZM169 87V86H168ZM175 87V86H174ZM105 88V87H104ZM134 88V87H133ZM137 88V87H136ZM142 88V87H141ZM155 88V87H154ZM180 88H179V90H180ZM122 89H124V87H122ZM140 89V88H139ZM143 89V88H142ZM106 90V89H105ZM124 90H126V88L124 89ZM130 90V89H129ZM132 91H133V89H131ZM136 90H138V89H136ZM144 90V89H143ZM157 90V89H156ZM178 90V89H177ZM176 90V91H177ZM178 90V91H179ZM184 90H186V91H184ZM110 91V90H109ZM127 92H128V89L126 90ZM126 91H120V92H118V93H120V94H117V96H115V100H116V103L119 105L120 104V107H121V105L122 106H124V108L126 107V109H127V111L128 110H130V111H133L134 112V115L135 114H137L138 115V117H141V119L143 120V123H146V122H152L153 124L155 123V122H158V121H160V120H164V122L166 121H173V120H168V116L167 115H165V114H167V113H165V114H162V111L164 110H160L159 108V110L161 111H158V109L155 107L156 106V104H154L153 103V105H149V106H147V105H145V104H143L144 103V101H142L143 100V98L141 99V96L143 97V94H142V90H141V94H140V91H136L135 93H137V94H135L133 97H131V95H128V93H126ZM134 91H135V89H134ZM152 91V90H151ZM161 91H162V89H161ZM164 91V90H163ZM177 91V92H178ZM181 91V90H180ZM106 92H108V91H106ZM111 92V91H110ZM115 92V91H114ZM113 92V93H114ZM176 92V93H177ZM130 93V92H129ZM144 93V92H143ZM162 93V92H161ZM109 94V93H108ZM132 94H133V92H132ZM159 94V93H158ZM183 94V93H182ZM181 94V95H182ZM258 94H263V98L260 96V98L258 97L259 95ZM146 95H147V93H146ZM149 95V94H148ZM184 95V94H183ZM257 95V96H256ZM114 96H113V99H114ZM150 96V95H149ZM153 96V95H152ZM151 96V97H152ZM156 96H157V94H156ZM170 96V95H169ZM177 96V95H176ZM179 96V95H178ZM177 96V97H178ZM189 95H187L185 98H187ZM254 96V97H253ZM256 96V97H255ZM155 97V96H154ZM192 97V96H191ZM112 98V97H111ZM125 98H128V101L127 100H123L122 101V99H125ZM165 98H167V97H165ZM174 98V97H173ZM180 98V97H179ZM178 98V100H181V99H179ZM184 98V97H183ZM185 98H184V100H185ZM188 98H190V96L188 97ZM187 98V99H188ZM117 99L119 100V99H121L119 102L117 101ZM136 99H138V100H141V101H137L136 102ZM144 99H145V97H144ZM161 99V98H160ZM175 99V98H174ZM187 99H186V102L188 103L189 101H190V99H188L189 101H187ZM17 100V99H16ZM115 100H114V102H115ZM150 100V99H149ZM149 100H147V102L149 101ZM166 100V99H165ZM164 100V101H165ZM183 100V101H184ZM104 101V100H103ZM122 101V102H121ZM183 101L181 100V102H180V106H182V104H183ZM209 101H210V103H209ZM127 102H130L131 104L130 105H127L126 104V106H125V103H127ZM145 102H146V99H145ZM151 102V101H150ZM157 102V101H156ZM160 102V101H159ZM167 102V101H166ZM171 102V101H170ZM170 102H168V103H170ZM175 103L174 104H177L178 106H179V101H174ZM193 102H191L192 104L191 105H189V107L190 106H193L192 108H194V105H193ZM204 104H203V103ZM8 103V102H7ZM77 103V102H76ZM109 103V102H108ZM149 103V102H148ZM152 103V102H151ZM184 103H185V101H184ZM190 103V102H189ZM203 104V105H201V104ZM58 104V103H57ZM111 104V103H110ZM160 104V103H159ZM155 105V106H154ZM168 106H166L165 105V103H164V108H171V109H173L175 112H173V113H175L176 115H172V111L173 110H171V115H172V119H174L175 120V118H176V116H181V114L179 115V113L177 114V110H175V105L173 106V102H172V105H170V104H167ZM176 105V106H177ZM27 106V105H26ZM117 106V105H116ZM160 106V105H159ZM166 106V107H165ZM177 106V108H179L180 109V107H178ZM187 106V104H185V107ZM16 107V106H15ZM59 107V106H58ZM66 107H67V105H66ZM118 107V106H117ZM119 107V108H120ZM188 107V108H189ZM196 107V106H195ZM119 108H117V109H119ZM123 107H122V109H124ZM121 109V110H122ZM162 109V108H161ZM186 109V108H185ZM184 109V110H185ZM201 109L199 110L200 112H201ZM33 110V109H32ZM170 110V109H169ZM169 110H166L167 112L169 111ZM181 110V109H180ZM187 110V112H188V109H186ZM192 110V109H191ZM194 110V111H195ZM179 111V110H178ZM124 112V111H123ZM179 112H181V111H179ZM190 112H192V111H190ZM198 112V111H197ZM124 113H126V110H125V112ZM169 113V112H168ZM206 113V112H205ZM122 114V113H121ZM129 114V113H128ZM161 114H162V116H161ZM187 114V113H186ZM194 114V113H193ZM204 113H201V115H203ZM41 115V114H40ZM134 115H132V113H131V116L133 117ZM182 115H184V114H182ZM200 115V114H199ZM204 115H206V118H207V113L206 114H204ZM122 116V115H121ZM130 116V115H129ZM128 116V117H129ZM167 117V120H166V117ZM41 117V116H40ZM50 117H51V115H50ZM125 117H127V116H125ZM131 117V118H132ZM137 117V116H136ZM182 117V127L184 126V127H186V125L188 126V123L187 122H189L188 121V119H187V117H183V116H181ZM189 117V116H188ZM209 117H208V119H209ZM110 118V117H109ZM135 118V117H134ZM180 118V117H179ZM179 118H178V121H179ZM191 118V117H190ZM205 118V119H206ZM136 119V118H135ZM137 119H140V118H137ZM177 119V118H176ZM192 119V118H191ZM194 119V118H193ZM195 119H196V117H195ZM200 119V118H199ZM201 119H202V117H201ZM207 119V121H209ZM36 120V119H35ZM44 120V119H43ZM50 120V119H49ZM71 120V119H70ZM114 120V119H113ZM127 120V119H126ZM130 120V119H129ZM141 120V121H142ZM187 120V121H186ZM190 120V119H189ZM60 121V120H59ZM58 121V122H59ZM131 121H132V119H131ZM136 121V120H135ZM140 121V120H139ZM141 121H140V124H142L141 123ZM202 121V120H201ZM201 121H199V123H196L195 122V124L196 125H198V128L200 127V126H203V124L201 123ZM213 121V122H214ZM164 122H163V124H164ZM177 122V121H176ZM212 122V123H213ZM83 123V122H82ZM139 123V122H138ZM168 123V122H167ZM166 123V124H167ZM173 123H174V121H173ZM173 123H170L171 125L173 124ZM211 123V122H210ZM52 124L53 123H51V127H52ZM55 124V123H54ZM54 124H53V126H54ZM57 124V123H56ZM149 124V123H148ZM159 124V123H158ZM161 124H162V122H161ZM165 124V125H166ZM169 123H168V125H170ZM190 124V123H189ZM194 124V127L196 128V125ZM206 124V123H205ZM214 124H213V126H214ZM43 125V124H42ZM147 125V124H146ZM151 126H152V124H150ZM155 125V124H154ZM153 125V126H154ZM157 125V124H156ZM156 125L154 126V129H156V130H158L159 131V133L161 132L163 135H165V136H169L170 134H168L167 135V132H168V130L166 129V128H168V127H162V126H160V124H159V127H156ZM168 125H166V126H168ZM181 125V124H180ZM192 125V124H191ZM207 125H209V122L207 123ZM207 125H206V127H207ZM35 126V125H34ZM37 126V125H36ZM48 126V125H47ZM91 126V125H90ZM106 126V125H105ZM112 126V125H111ZM139 126H141V125H139ZM173 126V125H172ZM193 126V125H192ZM134 127H136V126H134ZM170 128H171V130L173 131V133L174 134H176V132H174L176 129H173L171 126H169ZM183 127V128H184ZM190 127V126H189ZM194 127H192L193 128V131H194ZM204 127V126H203ZM202 127V128H203ZM212 126H210V128H211ZM47 128V127H46ZM98 128V127H97ZM140 128V127H139ZM144 128V127H143ZM145 128H148V126L147 127H145ZM150 128V127H149ZM148 128V129H149ZM181 128V127H180ZM187 128L188 127H186V130H187ZM191 128V129H192ZM197 128V129H198ZM3 129V128H2ZM40 129V128H39ZM49 129V128H48ZM63 129V128H62ZM153 129V128H152ZM189 129V128H188ZM200 129H201V127H200ZM203 129H206V128H203ZM208 129V128H207ZM207 129H206V131H207ZM36 130V129H35ZM50 130V129H49ZM59 130H61V129H59ZM89 130V129H88ZM143 130V129H142ZM170 130V129H169ZM190 130V129H189ZM188 130V131H189ZM196 130V129H195ZM199 130V129H198ZM212 130V129H211ZM42 131V130H41ZM95 131H98V130H95ZM153 131V130H152ZM181 131V130H180ZM180 131L178 132V129H177V132L178 133H180ZM183 131H185V130H183ZM201 131V130H200ZM199 131V133H201V132H203V131H201L200 132ZM210 131V130H209ZM48 132H50V131H48ZM80 132V131H79ZM150 132V131H149ZM170 132V131H169ZM191 132H192V130H191ZM195 132V131H194ZM208 132V131H207ZM98 133H100V132H98ZM110 133V132H109ZM160 133V134H161ZM172 133V134H173ZM177 133V134H178ZM263 133H264V131H263ZM262 131H261V138L263 137L262 136ZM50 134V133H49ZM94 134H95V132H94ZM140 134V133H139ZM138 134V135H139ZM146 134V133H145ZM172 134H171V137H172ZM173 134V135H174ZM186 134H187V132H186ZM185 134V135H186ZM198 134V133H197ZM45 135V134H44ZM91 135V134H90ZM93 135V134H92ZM99 135V134H98ZM101 135H102V133H101ZM137 135V134H136ZM162 135V136H163ZM202 135V134H201ZM219 135V134H218ZM51 136V135H50ZM49 136V137H50ZM107 136V135H106ZM110 136V135H109ZM146 136V135H145ZM160 136V135H159ZM183 136H184V134H183ZM204 137H207L206 136V133H205V135H203ZM210 136V137H211ZM215 136V137H216ZM227 136L229 137V138H231L232 140H230L229 138H227ZM90 137V136H89ZM98 137V136H97ZM137 137V136H136ZM136 137H135V140H137L136 139ZM142 137V136H141ZM174 137H175V135H174ZM177 137H178V135H177ZM180 138H181V136H179ZM178 137V138H179ZM185 137V136H184ZM204 137H203V139H204ZM207 137V138H208ZM214 137V139H216ZM219 136H217V139H219L218 138ZM221 137H220V141H221V143H220V141L218 140V141H216L217 143H215V141L213 142V143H215L216 144V146L217 145H219L218 147H216V146H214V147H216V149L217 148H219V149H215L217 152H219L220 151V149H221V151H225V148L224 147H227V146H223L224 145V142L222 143V140L223 139H221ZM259 137V136H258ZM94 138V137H93ZM100 138V137H99ZM103 137H101V139H102ZM138 138V137H137ZM140 138V137H139ZM138 138V139H139ZM163 139H165L164 138V136L162 137ZM168 138H170V137H168ZM173 138V137H172ZM172 138H171V142L174 140L175 142H176V138L175 139H173L172 140ZM179 138V139H180ZM194 138H196L195 136H194ZM255 138V139H256ZM260 138V137H259ZM5 139V138H4ZM95 139H97V138H95ZM100 139V140H101ZM130 139V138H129ZM151 139V138H150ZM184 139V138H183ZM228 139V140H227ZM254 139V138H253ZM258 139V138H257ZM22 140V139H21ZM88 140V139H87ZM93 140V139H92ZM100 140H98L99 142H100ZM110 140V139H109ZM147 140V139H146ZM153 140V139H152ZM166 140V143H168L167 142V140L168 139H165ZM170 140V139H169ZM185 140H186V138H185ZM225 140V139H224ZM223 140V141H224ZM259 140V139H258ZM39 141V140H38ZM51 141H53V140H51ZM82 141V140H81ZM105 141H106V139H105ZM115 140H113V142H114ZM118 141V140H117ZM143 141V140H142ZM173 141V142H174ZM177 141H179V140H177ZM180 141H182V140H180ZM209 141H212V140H209ZM209 141H208V143H209ZM246 141V142H245ZM7 142V141H6ZM11 142V141H10ZM41 142V141H40ZM98 142V143H99ZM110 142H112V141H110ZM147 142V141H146ZM150 142V141H149ZM170 142V141H169ZM183 142V141H182ZM198 142V141H197ZM220 144H219V143ZM260 142V141H259ZM106 143V142H105ZM109 143V142H108ZM178 143V142H177ZM180 143V142H179ZM202 143V142H201ZM212 143V142H211ZM262 143V142H261ZM260 143V144H261ZM54 144V143H53ZM82 144V143H81ZM92 144V143H91ZM103 144V143H102ZM116 144V143H115ZM184 145L186 144V143H183ZM198 144H200V142L198 143ZM214 144V145H215ZM94 145V144H93ZM107 145V144H106ZM114 145V144H113ZM117 145H118V143H117ZM149 145V144H148ZM157 145V144H156ZM175 145V144H174ZM209 145H210V143H209ZM213 145V144H212ZM227 145V144H226ZM84 146V145H83ZM95 146V145H94ZM110 146V145H109ZM122 146V145H121ZM151 146V145H150ZM168 146V145H167ZM166 146V147H167ZM171 146H172V144H171ZM230 146V145H229ZM229 146L227 147L228 149H229ZM262 146H263V144H262ZM31 147V146H30ZM33 147V146H32ZM66 147V146H65ZM99 147V146H98ZM139 147V146H138ZM142 147V146H141ZM146 147H147V145H146ZM146 147H145V149H146ZM153 147V146H152ZM166 147H165V149H166ZM169 147H170V145H169ZM174 147V146H173ZM176 147V146H175ZM213 147V146H212ZM231 147V146H230ZM233 147V148H234ZM81 148V147H80ZM88 148H90V150L91 149H93V148H91V146L90 147H88ZM144 148V147H143ZM142 148V149H143ZM182 148V147H181ZM186 148V147H185ZM226 148V149H227ZM232 148V147H231ZM44 149V148H43ZM55 149V148H54ZM54 149H53V151H54ZM123 149V148H122ZM147 149H148V147H147ZM204 149V148H203ZM213 149V148H212ZM227 149V150H228ZM237 149V150H238ZM49 150V149H48ZM67 150V149H66ZM86 150V149H85ZM112 150V149H111ZM184 150V149H183ZM231 150V151H230ZM230 150H228L229 152H227L226 154H227V156H230L231 155V153L233 154L234 152H232L233 151V149H230ZM234 150H236V148L234 149ZM2 151V150H1ZM8 151V150H7ZM11 151H13V150H11ZM47 151V150H46ZM52 151V150H51ZM71 151V150H70ZM76 151V150H75ZM89 151V150H88ZM95 151V150H94ZM97 151V150H96ZM95 151V152H96ZM102 150H100V152L99 153H101L102 154V152H101ZM115 151V150H114ZM133 151H134V149H133ZM150 151V150H149ZM214 151V150H213ZM221 151L219 152V154H223V156H221V155H219L218 153H216V155L218 156V159H220V160H222V157L223 158H226V157H224V155H225V152H223V153H221ZM238 151H240V150H238ZM238 151L236 152V153H238ZM9 153H14V152H10V151H8ZM16 152V151H15ZM44 152H45V150H44ZM90 152V151H89ZM92 152V151H91ZM95 152L93 153V154H95ZM105 152H106V150H105ZM156 152V151H155ZM194 152H195V150H194ZM17 153V152H16ZM39 153V152H38ZM37 153V154H38ZM76 153V152H75ZM98 153V152H97ZM115 153V152H114ZM142 153V152H141ZM152 153V152H151ZM213 153V152H212ZM18 154H20V153H18ZM17 154V155H18ZM26 154V153H25ZM29 154V153H28ZM31 154V153H30ZM36 154V155H37ZM87 154H88V152H87ZM110 154H111V152H110ZM109 153H108V151H107V153L105 154V153H103V155L102 156H104V155H106L108 158H111V160L113 159V157L110 155ZM140 154V153H139ZM138 154V155H139ZM145 154V153H144ZM159 154V153H158ZM157 154V155H158ZM187 154V153H186ZM185 154V155H186ZM235 154V153H234ZM16 155V156H17ZM24 155V154H23ZM32 155V154H31ZM39 155V154H38ZM96 155V154H95ZM99 155V154H98ZM113 155V154H112ZM193 155V154H192ZM215 155V154H214ZM213 155V156H214ZM240 155V154H239ZM15 156V155H14ZM22 156V155H21ZM47 155H43V159L44 160H46L45 162H48V163H41V162H39V164L37 163V165H35V167H31V165H30V167H31V169H30V172H32V170H33V175L32 176H37V175H41V177H43V178H40L39 177V179H37L38 180V182L41 184L40 186H42L43 185V187L41 188V190H38V194H39V192H40V194H42V195H45L44 196V198L41 196L39 199H41V201H39V199H38V201H39V203H40V208H39V212L40 211H48L49 213L50 212H58L57 214H58V218L60 217V218H62L63 219V217H67V218H69V216H68V214L69 215H71V218H70V220H67V224H68V226H63V227H65V231H64V234L61 236L60 235V232H57V231H59L60 230V227H58V228H55V226L57 227V224L55 225H53V226H48L47 227V229H46V231H45V229H44V233H40L41 231H39V230H37V232H38V235H35L36 237H34V239H32V243L30 244V246H29V251H30V253L32 252L33 253V251L34 252H36V254H38V256H40L45 262H47L48 264H63V263H65V260H66V258L67 257H74V258H76L77 259V261H79V262H86V261H88V260H92V264H94V263H98V264H105L106 262H108V263H112V262H116V261H118V262H120V263H122L121 262V259H122V256L124 255V256H126V254L128 253V255H130L131 254V256H137L138 257V255H140V247L139 248H135V245H133V244H131V242L133 241H131V239L129 238V237H131L130 235L132 234H130V235H128L133 229H132V227H131V230L129 229V227L130 226H128L129 225V222H127V221H125V222H127L128 223V225L127 224H123V223H121V222H119L118 220H116V219H119V218H117L116 216V219H115V217L113 218V215H114V212H115V209H114V212H113V209L111 208V206L108 208V204L107 203H110V202H112L113 204L112 205H114L115 206V202L116 203H118V201H120V198H121V200L124 198V196H125V198H126V202H127V206L129 205L128 203H131L132 202V199H134L133 197H131V194H128L127 196H126V192H121L120 191V193H119V195L117 196V198H115L114 199V197L112 198V196H113V194L111 193L113 190L111 189V192H110V194L109 195H107V197L106 198H103V197H105V193H103V194H101L100 196H101V198L102 199H100L99 201H94L93 199H92V193L94 194V190L92 189V188H89V187H87V186H85V182L83 183H81L80 181H78V183H77V186H79L78 187V189H79V193L77 194L78 195V197L79 198H77L76 200L75 199H72V200H69L68 202L64 199L65 197H63V193H67V190H65L64 188L62 189V191H59L58 189H53L52 190V188L54 187H50L49 186V184L47 185L46 184V173H43L42 174V172H46L47 170H49V169H51L52 167H51V165L53 164H51L50 162V160H49V158L48 157H46ZM59 156V155H58ZM79 156V155H78ZM90 156V155H89ZM135 156V155H134ZM161 156H162V154H161ZM188 156V155H187ZM234 156V155H233ZM32 157V156H31ZM40 158H41V156H39ZM61 157V156H60ZM63 157V156H62ZM62 157H61V159H62ZM86 157V156H85ZM96 157V156H95ZM105 157V156H104ZM155 157V156H154ZM183 157H184V155H183ZM221 157V158H220ZM2 158V157H1ZM41 158V159H42ZM67 158V157H66ZM89 158V157H88ZM93 158H94V156H93ZM99 158V157H98ZM115 158H116V156H115ZM136 158V157H135ZM156 158H158V157H156ZM198 158V157H197ZM213 158V157H212ZM24 159V158H23ZM33 159V158H32ZM35 159V158H34ZM39 159V158H38ZM97 159V158H96ZM102 159H104V158H102ZM138 159V158H137ZM143 159H145V167L146 168H144V170H145V173H147L146 175H147V177L149 178H147L148 180H150L149 182H152V184L153 183H158L159 181H160V179H158L159 178V176L158 175H160L159 174V172H158V170L157 171H155V170H153L155 167H157L156 165H157V163H156V165H155V162L154 161H156V159L154 160V158H153V156L151 155H149V154H145L144 155V158ZM177 159V158H176ZM186 159V157L184 158V160ZM196 159V158H195ZM217 160V157L216 156H214V160ZM229 159V158H228ZM28 160H29V158H28ZM43 160V161H44ZM86 160H88V159H86ZM110 160V161H111ZM158 161L160 160V159H157ZM164 160V159H163ZM183 160V159H182ZM183 160V161H184ZM198 160H199V158H198ZM197 159H196V161H198ZM200 160H201V158H200ZM212 160V159H211ZM219 160V161H220ZM224 160V159H223ZM35 161H37V160H35ZM92 162H94L93 160H91ZM99 161H101V160H99ZM107 161V160H106ZM108 161H109V159H108ZM140 161V160H139ZM186 161V160H185ZM189 160H187V162H188ZM218 161V162H219ZM31 162V161H30ZM29 162V163H30ZM80 162V161H79ZM88 162H89V160H88ZM104 162V161H103ZM164 162H166L165 160H164ZM186 162V163H187ZM206 162V161H205ZM213 162V161H212ZM211 162V163H212ZM216 162V161H215ZM217 162V163H218ZM221 162V161H220ZM3 163V162H2ZM35 163V164H36ZM106 163V162H105ZM160 163H161V161H160ZM182 163V162H181ZM200 163V162H199ZM202 163H204V161L202 162ZM226 163V162H225ZM225 163H224V165H225ZM25 164V163H24ZM31 164H32V162H31ZM45 164V165H44ZM55 164V163H54ZM58 164H61V163H57V166H58ZM76 164L78 165V162H76ZM89 164V163H88ZM104 164V163H103ZM144 164V163H143ZM161 164H163V162L161 163ZM166 164V163H165ZM164 164V166H166ZM218 164H220V163H218ZM16 165V164H15ZM14 165V166H15ZM27 165V164H26ZM62 165V164H61ZM64 165V164H63ZM66 165V164H65ZM64 165V167H67V165L65 166ZM90 165V164H89ZM158 165H159V163H158ZM183 165V164H182ZM188 165H190L189 163H188ZM199 165V164H198ZM203 165V164H202ZM5 166V165H4ZM7 166V165H6ZM55 166V165H54ZM80 166V165H79ZM103 166V165H102ZM144 166V165H143ZM163 166V165H162ZM169 166V165H168ZM185 166V165H184ZM191 166V165H190ZM189 166V167H190ZM222 166V165H221ZM227 166V165H226ZM59 167H60V165H59ZM85 167V166H84ZM90 167V166H89ZM97 167V166H96ZM101 167V166H100ZM108 167L110 168V166L108 165ZM116 167V166H115ZM161 167V166H160ZM183 167V166H182ZM223 167V166H222ZM225 167V166H224ZM23 168L25 169V168H27L26 166H23ZM76 168H78V167H76ZM101 168H103V167H101ZM104 168H107L106 166L104 167ZM158 168H159V166H158ZM167 168V167H166ZM185 168V167H184ZM228 168V167H227ZM56 169H57V167H56ZM79 169L80 168H78V171H79ZM92 169H94V168H92ZM108 169V168H107ZM106 169V170H107ZM169 169V168H168ZM168 169H166V170H168ZM10 170H12V169H10ZM39 170H42V172L40 171L39 172ZM55 170V169H54ZM61 170H62V168H61ZM65 170V169H64ZM85 170V169H84ZM90 170V168H88V171ZM112 170H114V167H113V169ZM143 170V171H144ZM159 170H160V168H159ZM162 170H164V169H162ZM182 170V169H181ZM187 170V169H186ZM211 170V169H210ZM28 171H29V169H28ZM66 171V170H65ZM67 171H69V170H67ZM101 170H99V172H100ZM108 171V170H107ZM110 171V170H109ZM108 171V172H109ZM115 171V170H114ZM179 171V170H178ZM183 171H185L184 169H183ZM203 171V170H202ZM216 171V170H215ZM14 172V171H13ZM25 172V171H24ZM82 172V171H81ZM80 172V173H81ZM84 173H85V171H83ZM82 172V173H83ZM86 172H87V170H86ZM91 172H93L94 173V171H90L89 173H91ZM104 172V171H103ZM103 172H102V174H103ZM108 172H106L107 174H108ZM169 172H171V171H169ZM186 172V171H185ZM66 173V172H65ZM74 173H76V172H74ZM83 173V174H84ZM93 173H91V174H93ZM97 173V172H96ZM129 173V172H128ZM151 174V173H153L152 174V176H155V177H157L158 176V178H156L155 179V177H153L152 178V176L150 177V176H148V174ZM161 173H163V172H161ZM166 173L167 172H165V175H166ZM201 173H203V172H201ZM14 174V173H13ZM24 174V173H23ZM30 174V173H29ZM28 174V175H29ZM56 174V173H55ZM60 174V173H59ZM67 174H70V172L69 173H67ZM86 174V173H85ZM90 174V176H92ZM95 174V173H94ZM100 174V173H99ZM110 174V173H109ZM123 174H124V172H123ZM139 174V173H138ZM158 174V175H157ZM189 174H190V172H189ZM204 174V173H203ZM27 175V174H26ZM63 176H64V174H62ZM97 175V174H96ZM162 175V174H161ZM164 175V174H163ZM176 175V174H175ZM178 175V174H177ZM191 175V174H190ZM193 175V174H192ZM202 175V174H201ZM10 176V175H9ZM73 176V175H72ZM80 177H82V175H79ZM79 176H77V178L79 177ZM86 176V175H85ZM88 176H89V174H88ZM106 176H108V175H106ZM116 176H117V174H116ZM173 176V175H172ZM171 176V177H172ZM67 177H68V175H67ZM93 177V176H92ZM105 177V176H104ZM110 178L112 177V176H109ZM122 177V176H121ZM144 177V176H143ZM169 177V176H168ZM168 177H166V179L168 178ZM187 177V176H186ZM31 178V177H30ZM37 178V177H36ZM49 178H50V176H49ZM65 178H66V176H65ZM64 178V179H65ZM74 178V177H73ZM76 178V177H75ZM74 178V179H75ZM89 178V177H88ZM94 178H95V176H94ZM93 178V179H94ZM99 178V177H98ZM102 178V177H101ZM108 178V177H107ZM113 178V177H112ZM119 178V177H118ZM140 178V177H139ZM176 178H177V176H176ZM12 181H16L17 179H18V176L17 175H13V177H12ZM92 179V178H91ZM97 179V178H96ZM109 179V178H108ZM130 179V178H129ZM134 179V178H133ZM136 179V178H135ZM146 179V178H145ZM174 179V178H173ZM8 180H9V178H8ZM26 180V179H25ZM48 180V179H47ZM51 180V179H50ZM67 180H68V178H67ZM70 180V179H69ZM85 179L83 178V181H84ZM100 180V179H99ZM104 180V179H103ZM102 180V181H103ZM116 180V179H115ZM122 180V179H121ZM121 180H119L118 179V181H117V183H119V185H120V187H121ZM159 180V181H158ZM163 180V179H162ZM161 180V181H162ZM1 181V180H0ZM10 181V180H9ZM9 181H7V182H9ZM31 181V180H30ZM61 180H59V182H60ZM63 181V180H62ZM66 181V180H65ZM72 181V180H71ZM76 181V180H75ZM86 181V180H85ZM139 181H140V179H139ZM6 182V181H5ZM11 182V181H10ZM9 182V183H10ZM13 182V183H14ZM54 182V181H53ZM73 182V181H72ZM87 182V181H86ZM104 182V181H103ZM108 182V181H107ZM106 182V183H107ZM133 182H134V180H133ZM168 182V181H167ZM171 182V181H170ZM25 183V182H24ZM27 183V182H26ZM50 183V182H49ZM62 183V182H61ZM88 183V182H87ZM114 183H116L115 181H114ZM116 183V184H117ZM169 183V182H168ZM176 183V182H175ZM179 183V185L181 184L180 182H178ZM184 183V182H183ZM187 183V182H186ZM1 184V183H0ZM7 184V183H6ZM18 184V183H17ZM23 184V183H22ZM33 184V183H32ZM31 184V185H32ZM36 184H37V182H36ZM71 184V183H70ZM143 184H144V182H143ZM143 184H141L142 185V187H143ZM151 184V185H152ZM159 184L160 183H158L157 184V186H159ZM165 184V183H164ZM8 185V184H7ZM39 185V184H38ZM55 185H57V184H55ZM60 185H62V184H60ZM71 185H75V184H71ZM97 186H96V189L98 190V194H99V192H101L102 190H104V188H108L109 187V183H108V185L107 184H105V183H100V184H96ZM122 185H123V183H122ZM148 185V184H147ZM150 184H149V186H151ZM171 185V184H170ZM178 185V184H177ZM4 186V185H3ZM15 186V188H17L16 187V184L14 185ZM23 186V185H22ZM65 186V185H64ZM67 186V185H66ZM153 186H155V185H153ZM165 186H166V184H165ZM164 186V187H165ZM168 186V185H167ZM174 186V185H173ZM183 186V185H182ZM1 187V186H0ZM24 187V186H23ZM63 187V186H62ZM68 188H70V186L68 185L67 186ZM67 187H66V189H67ZM123 187V186H122ZM125 187V186H124ZM156 187V186H155ZM180 187V186H179ZM40 188V187H39ZM73 188V187H72ZM126 188H128V187H126ZM144 188V187H143ZM168 188V187H167ZM170 188V187H169ZM18 189V188H17ZM24 189V188H23ZM38 189V188H37ZM131 188H129L128 190L129 191H131V193H132V190H130ZM137 189V188H136ZM187 189V188H186ZM222 189V188H221ZM2 190V189H1ZM0 190V191H1ZM32 190H33V188H32ZM36 190V189H35ZM73 190V189H72ZM110 190V189H109ZM120 190H121V188H120ZM123 190H124V188H123ZM126 190V189H125ZM160 190V189H159ZM162 190H164V189H162ZM184 190V189H183ZM14 191V190H13ZM17 191V190H16ZM23 191V190H22ZM75 191V190H74ZM172 191V190H171ZM176 191V190H175ZM185 191V190H184ZM213 191V190H212ZM5 192V191H4ZM8 192V191H7ZM25 192V191H24ZM34 192V191H33ZM96 192V191H95ZM114 192V191H113ZM155 192V191H154ZM168 192V191H167ZM166 192V193H167ZM170 192V191H169ZM13 193V192H12ZM35 193V192H34ZM37 193V192H36ZM75 193V192H74ZM115 193V192H114ZM6 194V193H5ZM5 194H3L2 192H0V205H6L7 204V201H8V199L10 198V196H12V195H5ZM29 194V193H28ZM33 194V193H32ZM68 194V193H67ZM76 194V193H75ZM97 194V195H98ZM115 194H117V193H115ZM147 194L148 193H146V196H147ZM149 194H151V193H149ZM169 194V193H168ZM173 194V193H172ZM133 195V194H132ZM141 195V194H140ZM163 195V194H162ZM24 196V195H23ZM67 196V195H66ZM144 196L145 195H143V199H144ZM168 196V195H167ZM28 197V196H27ZM116 197V196H115ZM136 197V196H135ZM137 197H138V194H137ZM26 198V197H25ZM30 198V197H29ZM150 198V197H149ZM148 198V199H149ZM169 198V197H168ZM140 199V198H139ZM141 199H142V197H141ZM171 199V198H170ZM178 199V198H177ZM186 199V198H185ZM219 199V198H218ZM67 200H68V198H67ZM113 200V201H112ZM145 200V199H144ZM146 200H147V198H146ZM145 200V201H146ZM168 199H166V201H167ZM183 200V199H182ZM37 201V202H38ZM102 201H104V202H102ZM150 201V200H149ZM153 201H154V199H153ZM156 202H157V200H155ZM174 201V200H173ZM176 201V200H175ZM216 201V200H215ZM97 202V203H96ZM99 202V203H98ZM122 202H123V200H122ZM161 202V201H160ZM159 202V203H160ZM179 202L180 201H178V205H179ZM220 202V201H219ZM121 203V202H120ZM182 203V202H181ZM186 203V202H185ZM9 204V203H8ZM12 204V203H11ZM37 204V203H36ZM123 204V203H122ZM215 204V203H214ZM221 204V203H220ZM121 205V204H120ZM124 205H125V203H124ZM148 205V204H147ZM162 205H163V203H162ZM186 206H187V204H185ZM9 206H11V205H8V206H6V207H9ZM21 206H22V204H21ZM34 206V205H33ZM36 206V205H35ZM181 206V205H180ZM16 207V206H15ZM20 207V206H19ZM37 207V206H36ZM129 207V206H128ZM133 207H135V206H133ZM153 207V206H152ZM166 207V206H165ZM188 207V206H187ZM2 208V207H1ZM5 208V207H4ZM13 208V207H12ZM23 208V207H22ZM30 208V207H29ZM32 208V207H31ZM34 208V207H33ZM127 207H125V209H126ZM148 208V207H147ZM181 208H182V206H181ZM180 208V209H181ZM10 209H11V207H10ZM166 209V208H165ZM184 209V208H183ZM14 210H16L15 208H14ZM25 210V209H24ZM132 210V209H131ZM143 210H144V208H143ZM167 210V209H166ZM182 210V209H181ZM180 210V211H181ZM189 210V209H188ZM4 211H5V209H4ZM34 211V210H33ZM118 211V210H117ZM122 211H123V209H122ZM153 211H156V210H153ZM177 211V210H176ZM32 212V211H31ZM145 212V211H144ZM166 212V211H165ZM4 213V212H3ZM6 213V212H5ZM23 213H24V211H23ZM45 213V212H44ZM39 214V213H38ZM41 214V213H40ZM167 214V213H166ZM187 214V213H186ZM42 215V214H41ZM52 215V214H51ZM129 215V214H128ZM131 215V214H130ZM162 215V214H161ZM2 216V215H1ZM0 216V217H1ZM36 216H38V215H36ZM46 216V215H45ZM54 216H55V214H54ZM190 216V215H189ZM39 217H41V216H39ZM131 217V216H130ZM162 217V216H161ZM12 218V217H11ZM38 218V217H37ZM44 218H46V217H44ZM49 218V217H48ZM123 218V217H122ZM129 218V217H128ZM169 218V217H168ZM43 219V218H42ZM50 219V218H49ZM131 219V218H130ZM149 219V218H148ZM160 219V218H159ZM45 220V219H44ZM44 220H41V221H44ZM61 220V219H60ZM115 220V221H114ZM120 220V219H119ZM132 220V219H131ZM143 220H144V218H143ZM149 220H151V219H149ZM153 220H155V219H153ZM163 220V219H162ZM168 220V219H167ZM19 221V220H18ZM20 221H22V217H21V220ZM55 221V220H54ZM58 221V220H57ZM56 221V222H57ZM5 222V221H4ZM25 222H27V221H25ZM52 222V221H51ZM144 222H146V223H148V220L147 221H144ZM163 222V221H162ZM15 223H17V222H15ZM41 223V222H40ZM46 223V222H45ZM54 223V222H53ZM157 223V222H156ZM187 223V222H186ZM20 225V224H19ZM31 225V224H30ZM47 225V224H46ZM63 225V224H62ZM141 225V224H140ZM144 225V224H143ZM142 225V226H143ZM147 225V224H146ZM6 226V225H5ZM26 226H27V224H26ZM33 226V225H32ZM60 226V225H59ZM174 226V225H173ZM21 227V226H20ZM30 227V226H29ZM134 227V226H133ZM144 227V226H143ZM18 228V227H17ZM32 227H30V229H31ZM43 228V227H42ZM62 228V227H61ZM172 228V227H171ZM14 229V228H13ZM27 229V228H26ZM135 229V228H134ZM18 230V229H17ZM16 230V231H17ZM157 230V229H156ZM172 230V229H171ZM30 231V230H29ZM141 231V230H140ZM1 232H3V231H1ZM37 232H35V233H37ZM62 232V231H61ZM133 232H134V230H133ZM15 233V232H14ZM21 233H23V232H21ZM136 233V232H135ZM138 233H139V231H138ZM138 233H136L137 235H138ZM148 233V232H147ZM4 234V233H3ZM8 234V233H7ZM6 234V235H7ZM143 234V233H142ZM1 235V234H0ZM14 235V234H13ZM12 235V236H13ZM18 235V234H17ZM24 235V234H23ZM28 235V234H27ZM34 235V234H33ZM32 235V236H33ZM65 235V236H64ZM137 235H136V238H137ZM144 235V234H143ZM143 235H141V236H143ZM10 236V235H9ZM139 236V235H138ZM1 237V236H0ZM5 237V236H4ZM8 237V236H7ZM17 237V236H16ZM140 237V236H139ZM156 237V236H155ZM164 237V236H163ZM3 238V237H2ZM1 238V239H2ZM11 238V237H10ZM15 238V237H14ZM25 238V237H24ZM136 238H135V240H136ZM169 238V237H168ZM174 238V237H173ZM246 238H248V237H246ZM4 239H6V238H4ZM16 239V238H15ZM28 239V238H27ZM133 239V238H132ZM171 240H167L168 242L169 241H172V238H170ZM179 239V238H178ZM196 239V238H195ZM260 239V238H259ZM13 240V239H12ZM11 240V241H12ZM138 240V239H137ZM142 240V239H141ZM180 240V239H179ZM7 241V240H6ZM5 241V242H6ZM10 241V240H9ZM146 241V240H145ZM19 242H21V241H19ZM133 242H136V241H133ZM139 242V241H138ZM138 242H137V244H138ZM164 242V241H163ZM182 242V241H181ZM251 242V241H250ZM4 243V242H3ZM146 243V242H145ZM156 243V242H155ZM180 243V242H179ZM235 243V242H234ZM8 244V243H7ZM13 244V243H12ZM242 244H244V243H242ZM23 245V244H22ZM140 245V244H139ZM144 245V244H143ZM150 245H152L151 244V241H150ZM158 245V244H157ZM164 245V244H163ZM251 245V244H250ZM257 245V244H256ZM264 245V244H263ZM9 246H10V244H9ZM153 246V245H152ZM165 246V245H164ZM191 246V245H190ZM243 247H244V245H242ZM262 246V245H261ZM3 247V246H2ZM6 247V246H5ZM137 247V246H136ZM147 247V246H146ZM151 247V246H150ZM239 247H241V246H239ZM23 248V247H22ZM144 248V247H143ZM152 248H154V246L152 247ZM157 248H159V247H157ZM161 248H162V250H163V247L161 246ZM182 248H187V247H182ZM194 248V247H193ZM230 248V247H229ZM257 248V247H256ZM13 249V248H12ZM20 249H21V247H20ZM160 249V248H159ZM159 249H156L155 251L156 252H159V251H157V250H159ZM165 249V248H164ZM177 249V248H176ZM178 249H179V247H178ZM177 249V250H178ZM183 249V250H184ZM245 249V248H244ZM6 250V249H5ZM27 250V249H26ZM26 250H25V252H26ZM165 250H167V249H165ZM180 250V249H179ZM207 250V249H206ZM233 250V249H232ZM238 250H239V248H238ZM246 250H248V249H246ZM246 250H242V254H243V252H245ZM150 251V250H149ZM153 251V250H152ZM152 251H151V253H152ZM154 251V252H155ZM204 251V250H203ZM226 251H229V250H226ZM225 250L223 251V254H224V252H226ZM249 251V250H248ZM22 252V251H21ZM24 252V253H25ZM141 252H142V250H141ZM162 252V251H161ZM160 252V254H162V253H164L165 251H163L162 253ZM233 252H234V250H233ZM251 252V251H250ZM167 252H165V254H166ZM184 253V252H183ZM190 253V252H189ZM231 253V252H230ZM230 253H228V254H230ZM249 253V252H248ZM248 253H247V255H248ZM28 254V253H27ZM144 254V253H143ZM157 254V253H156ZM165 254H163L162 255V257L164 258L165 256ZM181 254V253H180ZM187 254V253H186ZM199 254V253H198ZM222 254V255H223ZM245 254V253H244ZM19 255V254H18ZM17 255V256H18ZM150 255V254H149ZM154 255H155V253H154ZM153 255V256H154ZM167 255V254H166ZM191 255V254H190ZM200 255V254H199ZM222 255H220V260H218V261H216L214 264H232V261H231V259L228 257V256H230V255H227V253L226 254H224V256H222ZM232 255V254H231ZM247 255H245V257L247 256ZM16 256V255H15ZM160 256V255H159ZM170 256V255H169ZM222 256V257H221ZM142 257V256H141ZM144 257V256H143ZM156 257H158V256H156ZM195 257V256H194ZM239 257V256H238ZM242 257H244L243 255H242ZM40 258V259H41ZM128 258V257H127ZM139 258V257H138ZM145 258V257H144ZM162 258V259H163ZM169 258V257H168ZM182 258V257H181ZM25 259V258H24ZM159 259V257L158 258H156V260H158ZM205 259V258H204ZM218 259V258H217ZM235 259H237V258H235ZM13 260V259H12ZM74 260V259H73ZM105 260H106V262H105ZM128 260H129V258H128ZM194 260V259H193ZM29 261V260H28ZM43 261V262H44ZM123 261V260H122ZM130 261V260H129ZM137 261V260H136ZM161 261V260H160ZM170 260L169 259H164V263L162 262V264H172V262H173V260L171 261V262H169ZM234 262L236 261V260H233ZM243 261V260H242ZM36 262V261H35ZM70 262H71V260H70ZM78 262V263H79ZM117 262V263H118ZM128 262V261H127ZM134 262H135V260H134ZM252 262V261H251ZM264 262V261H263ZM17 263V262H16ZM77 262H76V264H78ZM82 263V264H83ZM87 263V262H86ZM88 263H89V261H88ZM124 263V262H123ZM135 263H137V262H135ZM134 263V264H135ZM157 264H158V262H156ZM155 263V264H156ZM160 263V262H159ZM177 263V262H176ZM11 264V263H10ZM29 264V263H28ZM71 264V263H70ZM143 264V263H142ZM174 264V263H173ZM235 264V263H234ZM245 264V263H244Z\"/></svg>",
  "mask_w": 264,
  "mask_h": 264
}]
</instances>
